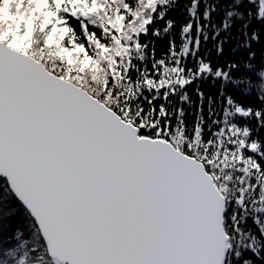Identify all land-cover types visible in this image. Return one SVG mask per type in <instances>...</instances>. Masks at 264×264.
<instances>
[{"label":"snow or ice","instance_id":"6c2138e0","mask_svg":"<svg viewBox=\"0 0 264 264\" xmlns=\"http://www.w3.org/2000/svg\"><path fill=\"white\" fill-rule=\"evenodd\" d=\"M180 5L0 0V264H264V0Z\"/></svg>","mask_w":264,"mask_h":264},{"label":"trees","instance_id":"16d2710c","mask_svg":"<svg viewBox=\"0 0 264 264\" xmlns=\"http://www.w3.org/2000/svg\"><path fill=\"white\" fill-rule=\"evenodd\" d=\"M184 2H186V0H181L180 9H177L176 11L169 13L170 16H172L173 18H176L180 23H183L185 20V16L181 14ZM252 27L259 29L261 26L254 23L252 25ZM250 31H251V29H250ZM232 34H233V36L237 35V32L235 29L233 30ZM234 44H235V40H232V41H229V43L225 45L226 56H227V50L230 49L231 47H233ZM162 47L163 46L160 44L157 45L158 54H159V51ZM208 47L209 48L212 47L211 43H209ZM253 48L257 52L256 63L259 64L260 61L262 59H264V42H262L261 44H253ZM257 71H259V69H257ZM261 92H262L261 88L259 86H257L256 95L257 96L260 95ZM6 226H10V228L12 230L19 229L21 231H26L27 226H28V220L24 216V214L22 212H20L14 217L0 221V232H7L8 228Z\"/></svg>","mask_w":264,"mask_h":264}]
</instances>
